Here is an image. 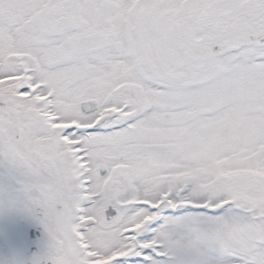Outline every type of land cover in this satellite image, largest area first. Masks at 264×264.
I'll use <instances>...</instances> for the list:
<instances>
[{"label":"snow or ice","instance_id":"snow-or-ice-1","mask_svg":"<svg viewBox=\"0 0 264 264\" xmlns=\"http://www.w3.org/2000/svg\"><path fill=\"white\" fill-rule=\"evenodd\" d=\"M0 215V264H264V0H0Z\"/></svg>","mask_w":264,"mask_h":264},{"label":"flooded vegetation","instance_id":"flooded-vegetation-1","mask_svg":"<svg viewBox=\"0 0 264 264\" xmlns=\"http://www.w3.org/2000/svg\"><path fill=\"white\" fill-rule=\"evenodd\" d=\"M5 219L2 215H0V243H3L5 241V235H4V231H5ZM31 246H35V241L33 242V244Z\"/></svg>","mask_w":264,"mask_h":264}]
</instances>
